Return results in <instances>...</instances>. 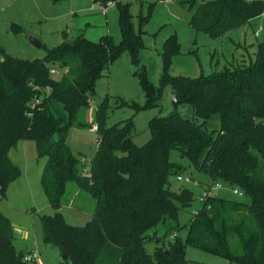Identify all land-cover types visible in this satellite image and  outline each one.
I'll use <instances>...</instances> for the list:
<instances>
[{
    "label": "trees",
    "instance_id": "trees-1",
    "mask_svg": "<svg viewBox=\"0 0 264 264\" xmlns=\"http://www.w3.org/2000/svg\"><path fill=\"white\" fill-rule=\"evenodd\" d=\"M110 1L118 8V45L109 35L92 42L79 32L64 35L60 44L33 60L12 56L0 46V201L19 176L9 150L20 141L33 140L38 157L46 158L41 187L52 209L40 215L42 241L56 248L66 262L187 264L186 248L193 247L228 264H264V41L248 63L243 60L189 78L171 75L180 45L176 35L168 36L162 45L159 86L152 85L145 69L136 71L145 102L121 103L135 111L158 106L168 87L176 93L178 106H191L194 117L185 118L179 111L154 116L148 122L150 138L136 145L132 118L107 127L103 102L94 110L97 147L83 173L82 155L73 154L66 141L69 130L86 126L79 115L89 107L95 83L105 71L109 73L115 60L127 53L138 66L142 27L152 6L146 15L137 16L135 30L129 2L93 0L100 6ZM177 1L189 11L193 28L214 38L264 13V0ZM51 69L64 71L55 78ZM212 114L219 117L216 132L205 126ZM172 151L211 180L198 182L204 190L223 182L237 187L249 203L210 194L200 197L201 206L187 224L170 228L174 234L185 228L184 239L175 234L176 239L165 241L166 233L150 254L145 250L152 237L148 232L166 220L177 221L179 210L195 199L186 187L178 191L170 187L169 177L182 170L171 161ZM71 183L94 201L84 225L69 224L60 212ZM22 255L13 246L9 220L0 212V264H27Z\"/></svg>",
    "mask_w": 264,
    "mask_h": 264
},
{
    "label": "rangeland",
    "instance_id": "rangeland-1",
    "mask_svg": "<svg viewBox=\"0 0 264 264\" xmlns=\"http://www.w3.org/2000/svg\"><path fill=\"white\" fill-rule=\"evenodd\" d=\"M121 1L130 3L129 11L133 16L135 30H138L137 16L146 15L152 4L149 19L142 27L145 32L142 35L143 48L139 51L138 66L131 63L127 53H123L110 65L109 73L105 71L95 83L89 107L79 115V119L86 126L70 128L68 145L73 154L82 155L85 163L97 147V134L88 130V126L91 123L93 124L91 127L95 126L94 110L103 102L107 127L132 118L134 124L132 139L136 145H142L150 138L148 122L152 117L166 116L174 111L171 103L172 91L168 87L164 89L158 106L135 111L130 104L121 103L122 101L134 102L142 106L145 102L139 79L135 75L136 71L145 69L152 85L159 86L163 64L162 45L168 36L176 35L180 45L179 53L172 58L170 73L173 76L189 78L207 75L243 60L248 63L254 58L253 53L256 51L257 44L264 41V13L228 31L224 36L214 38L193 28L190 24L189 11L179 5L177 0ZM117 19L118 8L114 2L113 6L103 11V8L93 3V0L56 2L53 0H0V46L13 56L33 60L42 58L46 50L60 44L62 32L77 30H81L85 38L92 42L98 41L101 36L109 35L114 44L118 45L121 36ZM259 27L261 29L255 36L254 32ZM30 35L37 36L44 46L41 48L33 46L28 39ZM63 71L59 69L53 76L59 78ZM178 111L185 118L194 117L189 104L178 106ZM196 121L202 122L201 119ZM219 125L217 114H212L205 122L210 132H216ZM8 153L9 159L11 158L12 163L19 169V176L8 185L5 197L0 201V212L4 210V214L1 213L11 224L15 250L19 252L31 248L37 249L41 253L43 264H70L62 259V255L56 248L44 244L41 237L40 215L52 212L41 187V174L46 158L38 157L33 140L21 141ZM170 159L182 166V170L176 175L182 174L192 179L189 183L179 182L173 174L169 177L171 189L178 191L179 188L186 187L193 191L195 199L189 207L179 210L177 221L166 220L155 230L148 232L152 237L149 236L151 238L146 241L145 250L150 254L157 246L155 241L166 233L168 237L165 241H173L177 235L184 239L185 228H180L175 233L177 235L172 233L170 228L187 224L200 208V197L205 190L198 182L211 183L207 176L194 170L186 158L181 157L176 151L170 153ZM218 183L220 186L212 191L217 197L249 203L248 197L243 194H234L232 187L228 184ZM76 190L79 189L74 184H69L62 198L60 212L69 224L84 225L90 218L94 201L81 190L75 195ZM185 258L188 261L187 264H228L227 260L220 256L193 247L186 248Z\"/></svg>",
    "mask_w": 264,
    "mask_h": 264
},
{
    "label": "built area",
    "instance_id": "built-area-1",
    "mask_svg": "<svg viewBox=\"0 0 264 264\" xmlns=\"http://www.w3.org/2000/svg\"><path fill=\"white\" fill-rule=\"evenodd\" d=\"M112 5H113V2L110 1L105 6H103L102 8H103V10H105L107 7L112 6ZM260 29L261 28L259 27L257 29V31L254 32L255 36L258 35ZM50 72H51V74L57 73V71L55 69H51ZM94 129H96V127H94ZM87 164H88V166L87 167H83V169H82L83 173H87L88 170H89L90 162H88ZM176 180L179 181V182H185V183H189V182L192 181V179L190 177H188L186 175H182V174L176 175ZM219 186H220V184L216 183V185L213 188H210L209 191L205 190V192L203 193V195H201V197L206 195V194L214 195L212 193V191H214ZM232 192L234 194H241L240 190L237 189V188H232ZM21 259L24 262H26L27 264H36V263L37 264H42L41 261H40L39 253L37 251L24 252L22 257H21Z\"/></svg>",
    "mask_w": 264,
    "mask_h": 264
},
{
    "label": "crops",
    "instance_id": "crops-1",
    "mask_svg": "<svg viewBox=\"0 0 264 264\" xmlns=\"http://www.w3.org/2000/svg\"><path fill=\"white\" fill-rule=\"evenodd\" d=\"M166 1H169V0H166ZM94 3V2H93ZM113 6V5H112ZM101 7H103V6H101ZM109 7H111V6H109ZM109 7H107L105 10H103V11H106ZM79 32H81V30H77V31H72V32H62V40H63V37H64V35H70V34H77V33H79ZM84 34V33H83ZM255 34V33H254ZM44 45H43V43L41 42V46L39 47V48H41V47H43ZM3 47V46H2ZM4 48V47H3ZM37 48V47H36ZM5 49V48H4ZM6 51V50H5ZM7 52V51H6ZM7 53H9V52H7ZM10 54V53H9ZM13 56V55H12ZM16 57V56H15ZM0 58H1V55H0ZM94 117V116H93ZM94 127L95 126H92L91 128H89L88 130H90L91 132H95V129H94ZM69 135H70V133L68 134V136H67V139H66V141H67V143H68V137H69ZM21 142V141H20ZM20 142H18L17 143V145L20 143ZM23 142V141H22ZM16 145V146H17ZM96 150V149H95ZM95 153V152H94ZM9 154V153H8ZM94 155V154H93ZM93 155L89 158V160H86V163L84 162V160L82 159V157H81V160H82V162H83V167H87L88 166V162H90V159L93 157ZM13 157V156H12ZM11 159V158H10ZM11 161L13 162V160L11 159ZM78 191L79 190H76L75 191V195L76 194H78ZM49 205V204H48ZM50 207V206H49ZM1 212L4 214V210H1ZM21 252H30V251H37L38 253H39V256H40V251L39 250H37V249H34V248H31V249H27V250H20ZM40 261H41V263L43 264V262H42V259H41V257H40ZM37 264V263H36Z\"/></svg>",
    "mask_w": 264,
    "mask_h": 264
},
{
    "label": "water",
    "instance_id": "water-1",
    "mask_svg": "<svg viewBox=\"0 0 264 264\" xmlns=\"http://www.w3.org/2000/svg\"><path fill=\"white\" fill-rule=\"evenodd\" d=\"M29 42L39 48L41 46V41L39 40V38L35 35H30L29 36ZM171 103H172V106H173V110L174 111H178V100H177V96H176V93L174 91L171 92ZM62 259L65 260L66 257L64 255H62Z\"/></svg>",
    "mask_w": 264,
    "mask_h": 264
}]
</instances>
